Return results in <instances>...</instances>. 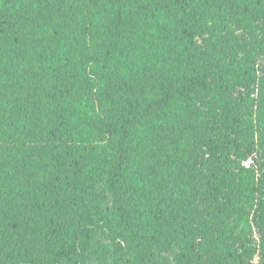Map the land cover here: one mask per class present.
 Here are the masks:
<instances>
[{
  "label": "trees",
  "instance_id": "trees-1",
  "mask_svg": "<svg viewBox=\"0 0 264 264\" xmlns=\"http://www.w3.org/2000/svg\"><path fill=\"white\" fill-rule=\"evenodd\" d=\"M0 264H264V0H0Z\"/></svg>",
  "mask_w": 264,
  "mask_h": 264
}]
</instances>
